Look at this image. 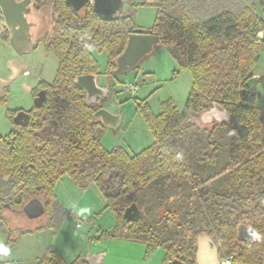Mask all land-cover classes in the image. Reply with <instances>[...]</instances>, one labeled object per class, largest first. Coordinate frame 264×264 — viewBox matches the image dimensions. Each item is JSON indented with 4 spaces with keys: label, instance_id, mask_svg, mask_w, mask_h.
Instances as JSON below:
<instances>
[{
    "label": "trees",
    "instance_id": "obj_1",
    "mask_svg": "<svg viewBox=\"0 0 264 264\" xmlns=\"http://www.w3.org/2000/svg\"><path fill=\"white\" fill-rule=\"evenodd\" d=\"M180 1H154L155 22L148 33L161 36L160 44L178 70L190 71L189 95L181 111L171 99L161 103L158 114L146 101L138 103L153 143L129 155L121 147L108 151L102 146L96 133L105 126L93 117L98 108L85 103L73 80L98 75L92 49L106 51L107 74L112 76L128 35L136 31V4L123 0L120 15L108 17L86 2L79 16L66 0H55V26L45 43L59 61L55 77L50 83L41 80L31 91L34 95L43 90L45 99L28 122L0 135L1 221L23 223L19 233L56 227L62 210L54 186L67 175L80 189L93 183L115 216L111 230L98 229V239L141 242L146 254L163 247V264L176 259L194 264L199 236H210L222 256H229V245L239 242L238 226L245 225L253 230V238L242 243L247 252L240 261L264 252V103L256 104L254 88L245 85L264 53V18L239 0L209 18L200 12L173 18L170 12ZM212 103L227 110L230 119L201 124L199 114ZM51 121L58 126L43 133ZM19 184L18 192L9 196ZM149 188L155 191L150 197L155 208L148 197H139ZM174 191L177 198L170 201ZM32 200L40 201L42 214L37 218L43 216L44 222L30 229L26 222L36 217L26 215L24 206ZM131 203L143 211L133 222L123 217ZM6 209L23 213L25 219L5 218ZM37 264L86 263L81 257L67 262L51 249Z\"/></svg>",
    "mask_w": 264,
    "mask_h": 264
},
{
    "label": "rangeland",
    "instance_id": "obj_2",
    "mask_svg": "<svg viewBox=\"0 0 264 264\" xmlns=\"http://www.w3.org/2000/svg\"><path fill=\"white\" fill-rule=\"evenodd\" d=\"M159 0H146L145 4L136 5L132 9V21L135 30L150 32L155 22L156 7L153 2ZM236 0H182L170 12L171 17L180 18L183 12L196 14L200 12L203 17L209 18L221 8L236 6ZM242 4H249L257 15L264 18V0H239ZM252 2V3H251ZM109 3V2H108ZM111 4V3H110ZM123 0H115L110 14L101 15L115 17L120 15ZM112 5V4H111ZM97 9V8H96ZM83 4L76 8L78 15H82ZM51 11L45 12L46 23L49 21ZM1 17V12H0ZM5 30L0 21V135L6 134L12 127L8 117L13 109H28L32 106L31 91L41 80L52 82L59 61L56 56L45 49L40 40L36 48L21 55L15 53L10 45L3 40L1 33ZM46 33L48 31H45ZM49 38L48 33L46 35ZM262 36V35H261ZM260 36V37H261ZM99 64L98 76L100 86L107 85V53L106 51L92 50ZM253 72L261 73L262 78L254 87L256 104L264 103V53L260 56ZM125 83L135 86L132 93ZM114 93L110 94L104 102V108L111 113L121 115V122L115 129L103 128L96 133L102 146L110 151L116 147L123 148L129 155L139 153L153 143L152 132L138 110V103L146 101L154 114L161 112V103L167 99L174 101L178 111H181L188 98L192 84V77L188 69L178 70V64L166 47L157 44L151 52L135 68L112 79ZM37 92V91H36ZM17 185L9 196L20 189ZM153 188L139 193V197H148V203L154 205L152 198ZM153 191V192H152ZM175 191L170 201L177 198ZM12 194V195H11ZM54 194L61 207L62 215L56 227L42 228L35 231L19 233L20 229H11L13 218L16 221L25 219L20 212L4 210V217L9 218L10 226L0 220V248H7L5 255L0 252V264L3 260L13 259V264H33L49 250L60 251L67 262L76 257L83 258L88 252L98 253L105 251L102 264H163L165 249L158 247L146 254L145 245L141 242L131 241L128 246L120 243L118 239L101 238L91 240L89 233L94 227L102 231L111 230L115 225V216L93 183L85 189H80L69 176L62 175L54 186ZM166 205V201L161 202ZM152 207V206H151ZM150 207V208H151ZM155 209L151 210L148 219H153ZM27 215V213H25ZM196 218V217H195ZM34 219H30L32 223ZM44 222L43 216L35 220V225ZM163 219L160 220L162 224ZM33 224V225H34ZM79 224V227L76 225ZM27 226V225H26ZM37 258L35 260L34 258Z\"/></svg>",
    "mask_w": 264,
    "mask_h": 264
},
{
    "label": "water",
    "instance_id": "obj_3",
    "mask_svg": "<svg viewBox=\"0 0 264 264\" xmlns=\"http://www.w3.org/2000/svg\"><path fill=\"white\" fill-rule=\"evenodd\" d=\"M88 0H67L75 9L84 5ZM97 10L101 9L104 14H110L115 0H93ZM136 5H142L146 3V0H132ZM109 2V3H108ZM112 5H111V4ZM27 0H0V12L3 16L6 27L9 31V45L13 51L19 55L32 50L35 44L30 45L28 43V27L27 21ZM110 5L108 10H105V6ZM262 32L258 34L260 37ZM161 36L155 33H145L136 30L128 35V39L124 50L116 59V68L112 71V76L124 74L127 71L135 68L139 63L147 56L153 48L159 44ZM259 78L252 76L246 82V86L254 88ZM73 84L84 93V101L86 104H95L97 100L106 101L110 97V86H100L98 84V75L96 74H82L77 76L73 80ZM45 99V92L43 90L37 93L34 98V104L41 106ZM94 119H98L102 125L107 128L115 129L120 121V114H113L108 109L102 107L98 109L94 115ZM199 121L203 125H210L214 122L221 123L230 119V114L227 110L221 107L217 103H212V106L202 111L199 116ZM28 120V114L24 111H18L13 117L14 124L23 125ZM51 127H57L58 123L55 121L50 122ZM264 140V134H263ZM31 203H36L39 208H35V211L28 212L30 217H37L42 214V205L38 200L30 201L25 211L29 208ZM28 211V210H27ZM143 216V211L140 210L135 203H131L123 211V217L129 221H136ZM101 233L98 232V227H94L89 233V237L98 239ZM238 237L242 240H250L253 238V230L246 226H240L238 229ZM213 241L208 235H201L197 238L196 242V264H219L218 262V250L216 246H212ZM105 251L98 253L88 252L83 261L86 264H102ZM169 264H187L180 260H173Z\"/></svg>",
    "mask_w": 264,
    "mask_h": 264
},
{
    "label": "flooded vegetation",
    "instance_id": "obj_4",
    "mask_svg": "<svg viewBox=\"0 0 264 264\" xmlns=\"http://www.w3.org/2000/svg\"><path fill=\"white\" fill-rule=\"evenodd\" d=\"M27 1H28V4L26 6H27L28 10H27L26 17H27V21L29 23V27H28V34H29L28 43L30 45L35 44L34 48H36V46H37V44L39 43L40 40L45 44L46 42H48L50 40V38H51V36L53 34V29H54V26H55V16H56L55 15V0H27ZM87 2L93 4L94 8L96 9L93 1L88 0ZM47 10H49V12L51 11V16L49 18V21L46 23L45 12ZM0 21L2 22L3 26H5V30L1 33V36H3V34L6 36V40H4V41H6L7 45L9 46V31H8V29L6 27V24L4 22L2 14H1V17H0ZM45 31H48L47 32L48 35H49L48 39L46 38L47 37L46 36L47 33ZM107 78H108L107 79V85L110 86L111 94H113L114 93V89H113V85L111 84V80L113 78H115V77L108 75ZM37 85H35L34 88ZM39 91H41V89L37 90V92L34 95L31 94V97H32V106L31 107H29L28 109L16 108V109L12 110L11 117H10V120L12 122V127H11V129L9 131L14 129L15 126H21L19 124H14V122H13V117L15 116V114L18 111L26 112L28 114V120H29L31 115L33 116V114L35 112L34 108L38 107V106H36L34 104V98L37 96V93ZM104 102L105 101L97 100V102L95 104H96L97 108L100 109V108L104 107ZM28 120H27V122H28ZM51 128L52 127H51L50 123L45 124V126L43 128V133L49 132L51 130ZM26 205L24 206V208L26 207ZM35 208H39L38 205L36 203H31V205L27 209L28 211L26 210V213L31 212V211L33 212V210L35 211ZM240 226H242V225H239L238 229H239ZM243 226H245V225H243ZM238 240H239V242L231 243L229 245L228 249H229V251H231V254L229 256H222V254H223L222 248L217 246L216 243L214 242V240L212 239L213 245L216 246L217 250H218L217 255H218L219 264H226L225 260H228V264H264V252H261L258 255L250 254V257H247V258L244 257L243 260L245 262L244 261H240V259L243 258V254L245 252H247L246 246H244L242 243L246 242V241H250L252 239H250V240H242V239H240L238 237ZM195 254H196V250H195ZM176 260H179V259H176ZM170 262H172V261H170ZM169 263H167V264H169ZM194 264H196L195 257H194Z\"/></svg>",
    "mask_w": 264,
    "mask_h": 264
},
{
    "label": "crops",
    "instance_id": "obj_5",
    "mask_svg": "<svg viewBox=\"0 0 264 264\" xmlns=\"http://www.w3.org/2000/svg\"><path fill=\"white\" fill-rule=\"evenodd\" d=\"M91 1H93V0H91ZM93 3H94V5H95V2L93 1ZM110 7V5H106L105 6V10H108V8ZM111 8V7H110ZM99 10V9H98ZM99 11H101V12H104V11H102L101 9L99 10ZM1 44H3L2 42L0 43V48H1ZM93 50V49H92ZM91 50V51H92ZM258 63V62H257ZM257 63H256V65H257ZM256 65L254 66V68L256 67ZM254 68H253V70H254ZM253 70H252V73H253V76H257L258 78H259V80H258V82L261 80V78H262V75H261V73H257V74H255L254 72H253ZM111 82H112V80H111ZM98 84H99V76H98ZM100 85V84H99ZM124 85H128L127 83H125ZM127 93H131V92H127ZM113 114H116V113H113ZM122 120V119H121ZM121 122V121H120ZM106 128V127H105ZM37 218V217H36ZM36 218H34L35 220H36ZM35 220H33L32 221V223L31 222H26V224H27V226H25V227H29L30 229H33V228H36V227H38L40 224H37V225H35L34 223H35ZM34 224V225H33ZM22 225H24L23 223H21L20 225L19 224H17V223H13L12 224V227H11V229H17V227H18V229H19V227H22ZM9 226H10V224H9ZM19 231V230H18ZM120 241V243H123L124 245H126V246H128L129 244H131V241H128V240H119ZM135 243V242H134ZM58 251V250H57ZM60 254H62L60 251H58ZM46 256V255H45ZM106 256V253H105V255H104V257ZM104 257H103V260H104ZM37 258L38 257H36V258H34L35 260H37ZM64 258V257H63ZM16 262V259H15V261L13 260V259H8L7 261L6 260H3L1 263H3V264H13V263H15ZM33 264H37L36 262H32ZM102 263H103V261H102Z\"/></svg>",
    "mask_w": 264,
    "mask_h": 264
},
{
    "label": "built area",
    "instance_id": "obj_6",
    "mask_svg": "<svg viewBox=\"0 0 264 264\" xmlns=\"http://www.w3.org/2000/svg\"><path fill=\"white\" fill-rule=\"evenodd\" d=\"M126 87L129 88L131 93L135 91V86L134 85L128 84ZM79 226H80L79 224L76 225V227H79ZM225 263L228 264V260H225Z\"/></svg>",
    "mask_w": 264,
    "mask_h": 264
},
{
    "label": "clouds",
    "instance_id": "obj_7",
    "mask_svg": "<svg viewBox=\"0 0 264 264\" xmlns=\"http://www.w3.org/2000/svg\"><path fill=\"white\" fill-rule=\"evenodd\" d=\"M0 252H3L5 255L8 253L7 248H0Z\"/></svg>",
    "mask_w": 264,
    "mask_h": 264
}]
</instances>
